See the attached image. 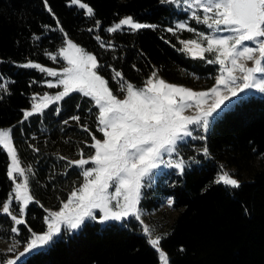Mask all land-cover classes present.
Instances as JSON below:
<instances>
[{
	"label": "trees",
	"instance_id": "obj_1",
	"mask_svg": "<svg viewBox=\"0 0 264 264\" xmlns=\"http://www.w3.org/2000/svg\"><path fill=\"white\" fill-rule=\"evenodd\" d=\"M81 1L93 8L94 16H87L69 0H47L48 7L45 0H0V83L7 87V91L0 90V126L12 129L21 165L31 168L27 176L34 202L26 209L25 219L36 233L46 230L45 210L58 209L83 183L82 170L68 161L81 158V151L84 158L92 155V136L101 138L102 133L97 131L98 109L79 93H71L43 114L21 123L22 110L31 107L32 97L56 88L45 84L47 74L20 65L31 61L64 66L66 61L58 53L66 37L97 57L101 65L97 71L109 81L113 92L120 91L113 69L135 86L143 84L154 70L169 81L203 88L211 86L218 74L217 65L192 59L181 50L180 41L195 37V32L175 29V22L202 25L192 18L190 10L161 4L160 0ZM127 14L156 27L133 32L124 26L115 33L107 31L106 26ZM57 21L63 31L58 30ZM47 53L57 55V59L53 61ZM56 108L60 109L58 115ZM73 116L80 117L79 124L70 119ZM206 136V141L189 138L180 147L187 162L182 176L164 166L154 170L150 185L142 189L139 207L151 211L166 197L174 201L176 215L159 233L169 264H264V97L246 95L242 102L220 112L210 120ZM205 144L208 157L201 154ZM8 164L6 152L0 150V206L13 188L6 174ZM222 166L234 168L240 188L214 183ZM12 210L17 213L15 201ZM11 226L10 219L0 215V238L23 245L30 238L27 228L20 226V235L15 236ZM8 255L0 248V261ZM17 264L160 261L147 243L141 223L130 219L106 224L86 221L79 231L63 234Z\"/></svg>",
	"mask_w": 264,
	"mask_h": 264
},
{
	"label": "snow or ice",
	"instance_id": "obj_2",
	"mask_svg": "<svg viewBox=\"0 0 264 264\" xmlns=\"http://www.w3.org/2000/svg\"><path fill=\"white\" fill-rule=\"evenodd\" d=\"M69 3L86 10L87 16H94L93 8L81 0H69ZM160 3L185 4L192 10V18L197 23L212 30V35L196 33L199 39L182 40L180 43L183 45L181 50L192 59L219 65L220 74L215 78V86L207 91H194L166 82L154 70L144 86L137 88L124 80L122 72L113 69V78L117 79L120 91L124 93V98L119 99L109 87V81L98 73L101 65L97 57L66 37L65 46L58 53L67 65L61 71L31 61L20 65L56 77V82L48 81L47 87L62 88L55 96L45 93L38 99L34 95L31 110H22L21 123L33 115L43 114L51 104H58L71 93H79L90 98L98 109L97 131L102 133L103 139L93 135L89 147L94 149V154L85 159L81 151L80 159L68 161L69 165L82 170L83 183L70 192L58 211L45 210L48 212L44 217L46 230L36 233L28 227L25 219L26 209L34 202L27 176L31 168L21 166L13 144L12 129H0V150L6 152L10 161L6 174L12 181L14 193L2 202L0 215L10 219V232L15 236L20 235V226L26 227L30 233V238L23 242V251L2 264H17L26 254H34L50 246L63 234L79 231L86 221L106 224L130 219L141 223L147 243L158 253L160 264H169L168 254L161 248L163 237L154 235L153 230L143 224L139 207L142 189L150 185L154 170L161 166L175 169L176 174L182 176L187 162L180 155V147L189 138L206 141L210 120L232 104L242 102L250 90L264 93V0H160ZM45 7H48L47 0ZM48 11L52 12L50 7ZM96 24L98 26L99 21ZM57 26L63 31L59 28V21ZM124 26L133 32L156 27L127 16L107 31L115 33ZM176 29L195 31L185 23H178ZM167 31L175 34L173 28ZM205 53L209 56L206 57ZM47 55L53 61L57 59V55ZM248 61L252 62V67L246 66ZM0 90L7 91L6 85L0 83ZM190 108L195 109V114L185 115ZM55 111L58 115L60 109ZM70 119L80 123L79 116ZM82 127L89 132L86 126ZM197 131L204 134H195ZM201 154L209 156L206 144ZM174 156L177 158L173 159ZM191 159L194 161L195 157ZM89 164L92 167L85 168ZM21 178L22 182H18ZM214 183L232 189L241 187L239 180L223 168ZM14 201L17 214L12 210ZM166 203L171 207L174 201L170 198ZM20 243L16 241L8 252L15 253Z\"/></svg>",
	"mask_w": 264,
	"mask_h": 264
},
{
	"label": "rangeland",
	"instance_id": "obj_3",
	"mask_svg": "<svg viewBox=\"0 0 264 264\" xmlns=\"http://www.w3.org/2000/svg\"><path fill=\"white\" fill-rule=\"evenodd\" d=\"M82 2V1H81ZM84 3V2H83ZM177 6V5H176ZM178 7H181V8H183V9H188L187 8V6L185 5V4H183V3H181V5L180 6H178ZM188 10H190V13L192 14V10L191 9H188ZM86 11V10H85ZM198 14L199 15H203V13L202 12H198ZM127 16H131V15H129V14H127V15H123V16H121L118 20H116V21H114L113 23H111L110 25H108V26H106V29H108L109 27H111V26H113L115 23H118L119 22V20L120 19H122V18H124V17H127ZM135 20V19H134ZM178 23H185V24H187L188 25V27H190V28H193V29H195V37H193V38H187V39H183L184 41H187V40H190V39H199V37L196 35V33H203V34H205V35H212L213 34V32H212V30L211 29H208L205 25H197V26H194V25H190V24H188L187 22H185V21H182V20H178V21H176L175 22V29H176V25L178 24ZM227 33H220V35H226ZM182 47H183V45H182ZM85 50V49H84ZM86 52H88V53H90V54H92L93 55V53L92 52H90V51H88V50H85ZM205 56L206 57H208L209 56V54H207V53H205ZM209 58H211V57H209ZM42 67H46V68H51V69H53V70H55V71H57V72H59V71H61L62 70V68L63 67H65V66H67L66 64L64 65V66H62V67H51V66H46V65H42V64H40ZM218 66V74H217V76L220 74L219 73V65H217ZM246 66L247 67H252L253 66V64H252V62L251 61H248V62H246ZM46 74V73H45ZM151 74H152V72L149 74V76L145 79V81L151 76ZM158 74V73H157ZM237 75H239V73H237ZM48 76V75H47ZM216 76V77H217ZM158 77L159 78H162V79H164L166 82H168V83H171V84H175V85H179V86H183V87H186V88H189V89H192V90H194V91H207V90H209L210 88H212L213 86H215V82L211 85V86H209V87H206V88H203V87H193V86H188V85H184V84H180V83H177V82H172V81H169V80H167V79H165L164 77H162L161 75H159L158 74ZM56 77H51V76H48V79L45 81V84L47 85V82L48 81H52L53 83H55L56 82ZM144 81V82H145ZM127 82V81H126ZM144 86V83L143 84H141V85H139V86H136L137 88H141V87H143ZM119 90H120V86H119V88H118ZM62 90V88H56L55 90H51V91H47V92H45V93H47L48 95H50V96H55L59 91H61ZM45 93H42V94H35V96L39 99L40 97H42ZM119 99H123L124 98V93H122L121 91H119V92H113ZM249 94H253V95H258V96H262V97H264V93H259L258 91H255V90H250L248 93H247V95H249ZM26 110H31V107L30 108H28V109H26ZM195 114V109L194 108H190V109H188L186 112H185V115H189V116H191V115H194ZM0 129H8L7 127H3V126H0ZM98 139H103V136L101 137V138H98ZM94 154V151H93V153H92V155ZM91 156V155H90ZM89 156V157H90ZM89 157H85V159H87V158H89ZM173 159H176L177 157H172ZM80 159V158H79ZM78 160V159H77ZM9 163H10V161H9ZM22 166V165H21ZM23 167V166H22ZM90 167H92V165L90 164L88 167H86V168H90ZM161 167H163V166H161ZM24 168V167H23ZM223 168V170H225V171H227V172H229L230 173V175H232L234 178H236L237 179V176L236 175H234V173H233V171H234V168H232V167H226V166H222L220 169H219V171H218V173H217V176L219 175V173L221 172V169ZM217 178V177H216ZM18 182H22V178L20 179V181H18ZM110 191H111V189H110ZM10 194H12L13 196H14V193H10ZM9 194V195H10ZM168 199H170L169 197H166L165 199H164V201L160 204V206L158 207V208H156V209H153V210H151V211H144V210H141V218H142V221H143V224L144 225H147L150 229H152L153 230V234L154 235H159V233H160V231H162L170 222H171V220L174 218V216L176 215V210L171 206V207H169L168 205H167V203H166V201L168 200ZM67 201V199L64 201V202H66ZM2 206V205H1ZM60 209V207L58 208V209H55V210H50V211H58ZM13 214H17V213H15L14 211H13ZM42 233V232H41ZM16 242V240H6V239H2V238H0V248L1 249H3V250H6L7 252H8V249H9V247H11L14 243ZM23 247H24V245H21V244H19V246L15 249V253H10V252H8L9 253V255H8V257H7V259H9V258H14V256L16 255V254H18L19 252H21V251H23ZM27 255V254H26ZM25 255V256H26ZM24 256V257H25ZM24 257H22V258H24ZM21 258V259H22ZM2 262L3 261H0V264H2Z\"/></svg>",
	"mask_w": 264,
	"mask_h": 264
}]
</instances>
